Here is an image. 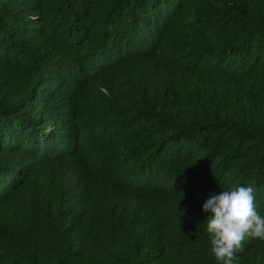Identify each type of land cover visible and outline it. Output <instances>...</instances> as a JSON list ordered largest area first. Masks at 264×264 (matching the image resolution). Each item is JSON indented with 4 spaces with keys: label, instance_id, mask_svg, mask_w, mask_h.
I'll use <instances>...</instances> for the list:
<instances>
[{
    "label": "trees",
    "instance_id": "obj_1",
    "mask_svg": "<svg viewBox=\"0 0 264 264\" xmlns=\"http://www.w3.org/2000/svg\"><path fill=\"white\" fill-rule=\"evenodd\" d=\"M45 19L74 42L46 78L105 136L58 118L27 154L0 147V264H219L202 204L252 185L264 216V0H0V103L43 89L29 43L49 40L25 38ZM102 53L110 68L88 79ZM146 72L109 102L114 77ZM234 264H264V241Z\"/></svg>",
    "mask_w": 264,
    "mask_h": 264
},
{
    "label": "clouds",
    "instance_id": "obj_2",
    "mask_svg": "<svg viewBox=\"0 0 264 264\" xmlns=\"http://www.w3.org/2000/svg\"><path fill=\"white\" fill-rule=\"evenodd\" d=\"M35 19L36 16H30ZM55 22L43 20L35 28L31 27L32 32L26 40L44 34L48 43H29L30 52L36 54L37 60L41 63L40 68L37 64L32 70H40L41 73L36 76L37 81L41 83L42 90L24 89L22 87L14 88L15 93H10V106L3 100L0 103V147L5 142L14 139L21 146V154H27L33 144V138L30 135L34 129L41 125L45 131L53 129L61 118L62 122L69 128H75L82 132L96 136H105L99 130L101 119L94 118L91 114L74 113L66 111L70 103L78 100L76 93H70L69 97L62 98L63 92L56 93V84L50 83L46 78L50 76L44 73L47 68H54L56 59H49V53L58 49V44L68 46L74 43L68 35L59 30ZM69 39V41H67ZM25 40V41H26ZM40 45L43 47H40ZM14 53L20 58L27 54L26 49L19 43L9 45ZM29 50V49H28ZM109 54L102 53L88 64L85 74L88 79H92L101 73H105L110 68L112 59H108ZM29 66L27 55L22 60ZM148 76L143 73L139 80L130 75L120 74L112 80L110 87L112 93L103 88V92L108 96L109 102L117 95L135 97L142 93L143 89L137 87ZM89 101H94L91 97ZM14 107V108H13ZM92 121H80L83 117ZM93 122V124H92ZM97 125L98 128H95ZM86 149V148H83ZM20 157H22L20 155ZM35 169V168H34ZM256 189L252 185L236 186L228 190H222L219 194L210 196L203 204L202 210L209 213L206 232L210 236L211 252L219 264H234L236 254L241 252L246 243L251 240L264 241V216H261L255 205ZM41 207L48 205V201L40 198ZM70 228L65 227V230Z\"/></svg>",
    "mask_w": 264,
    "mask_h": 264
}]
</instances>
